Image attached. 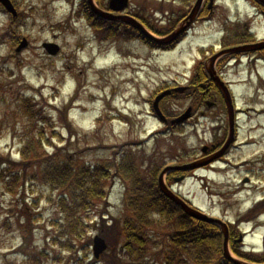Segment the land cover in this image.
<instances>
[{
	"label": "rangeland",
	"instance_id": "obj_1",
	"mask_svg": "<svg viewBox=\"0 0 264 264\" xmlns=\"http://www.w3.org/2000/svg\"><path fill=\"white\" fill-rule=\"evenodd\" d=\"M17 2L19 10L26 15L24 26L20 28L21 35L29 38L31 43L14 56L8 39L0 40V154L9 155L14 160L20 159L17 149L31 125L21 109V101L24 95H27L33 96L46 108L47 113L54 117L57 131L63 139V143L58 146L66 143V151L76 153L82 150L81 160L93 164L103 163L111 158L112 151L123 143L126 144V150H132L138 157L147 158L143 159L146 161L143 167L145 170L155 166L158 168L178 164L198 156L199 148L205 143L204 138L208 137L201 131L202 128L196 131L186 126L182 134L165 136L159 132L163 136L158 134L153 138L151 136L159 131L161 126L150 115L146 100L157 87L187 84V70L197 62L204 65L210 54L219 49L218 40L222 35L221 18L227 16L226 8L234 9L240 0H217L214 18L207 24H197L172 52L156 54L133 43L130 50L138 59L124 56L121 51L127 48V45L123 46L120 42H98L89 26L82 19L72 15L79 0ZM141 2L142 0H130L129 8L133 9ZM144 2L156 7L158 0ZM239 8L243 9L241 5ZM244 9L249 11L248 7ZM178 11L183 12L184 6L180 1L173 2L169 14L176 16ZM152 12L153 18H160L161 13L155 9ZM7 24V16L0 14V31ZM155 26L165 25L155 22ZM257 31L260 37H264V26L259 25ZM233 38L234 35L231 39ZM45 41L57 43L60 47L59 54L48 56L41 46ZM198 44L205 48L200 54L196 52ZM212 45L215 47L213 51L208 47ZM130 50L125 51L131 52ZM223 58L225 57L218 59L217 65ZM235 62L230 60L224 64L221 72H224L225 78L231 83L237 107L244 110L239 115V140L249 139L254 143L240 148L241 157L257 158L246 166L250 171L239 168V171L248 172L252 183L246 187L250 190L241 187L240 192L233 196L232 204H229L227 199L231 192H212L210 196L203 192L199 179L186 178L174 184L164 178L165 183L180 196L190 198L195 205L230 221L247 220L251 215H246L249 212L246 208L264 195V66L259 64L255 68L254 59L249 61L246 57H240ZM8 70L13 76L8 75ZM164 80L168 81V84ZM173 82L175 84H171ZM65 105L70 108L64 110L73 126L72 135H69L64 125L61 127L57 119L58 112L54 110ZM162 106L164 109L169 108L173 113L182 112L188 106L187 98L166 100L162 102ZM109 109L111 116L115 118L114 121L99 125L98 116H103ZM122 116L129 119L124 120ZM130 141L137 143L129 146L127 142ZM52 142L56 143L57 140L53 139ZM46 150L52 151V148L47 147ZM191 150H196L195 157L189 155ZM254 151L258 153L252 156ZM233 159L240 160L235 156ZM214 178L216 182L229 179L227 175L222 174H216ZM241 178L240 175L238 178L233 175V183H242ZM23 187L17 194L11 195L2 189L0 183V264H30L24 253L27 251H43L48 255V258L40 256L39 264H74L71 263L72 258L78 257L85 263L91 262V246H87V251L69 253L55 243L59 225L54 222L60 218L53 201L56 195L50 197L48 188L36 182ZM124 187L123 182L117 178L111 180L108 184L107 206L105 208L104 202L97 203L95 212L108 211L112 219L122 217ZM212 187L220 186L213 184ZM261 210L263 213L260 218L255 217L241 225L247 226L246 230L255 223L260 226L256 234L247 238L249 242H259L264 233V206ZM93 225L92 223L91 230L87 233L89 237L98 233ZM176 226L169 232L175 230ZM190 226L192 224L189 223L187 228ZM22 228L29 234L30 242L25 246L21 236ZM195 229L198 231L199 225H195ZM160 237L163 240L162 236ZM82 241L85 242L86 238ZM75 242L80 249L81 242ZM246 244L250 246L249 243ZM205 260L204 257L201 258V261ZM145 261L151 263L153 259L146 257Z\"/></svg>",
	"mask_w": 264,
	"mask_h": 264
},
{
	"label": "trees",
	"instance_id": "obj_2",
	"mask_svg": "<svg viewBox=\"0 0 264 264\" xmlns=\"http://www.w3.org/2000/svg\"><path fill=\"white\" fill-rule=\"evenodd\" d=\"M98 3H101L98 0ZM0 10H2L0 8ZM88 12L86 2L83 0L78 13ZM93 21V28L101 40H125L122 33L123 24L116 22ZM201 76V73H200ZM202 78L194 83L200 86ZM195 87L200 95L198 87ZM48 130L32 132L27 136L24 147L21 149L23 161L16 162L0 155V181L10 194H17L19 184L24 186L27 181L36 179L50 189L56 209L60 213L58 235L54 239L63 250L69 253L86 251L90 239L83 242L88 232L89 224L95 219V207L107 195L109 182L116 176L126 185L123 219H111V224L106 225L101 218L98 229L100 235L108 244V251L101 257L103 264H124L136 262L157 245L158 231L171 229L176 224L179 229L166 234L167 239L162 241V253H165L164 264H188L187 255L197 251L200 253L201 238L195 229L187 230L186 215L177 217L178 208L159 192L156 184L157 168H149L146 173L139 167L143 164V157L138 158L132 151L125 150L118 154L113 152L112 161L91 164L81 160V151H66V146H53V151L48 153L43 149L44 137L49 142V136L56 137L50 117H44ZM61 120L69 135L74 134L65 115L61 113ZM117 155V157H116ZM7 179V180H6ZM9 179V180H8ZM15 189V191H13ZM101 217V214H100ZM60 223V224H59ZM22 237L29 243L28 233L22 228ZM165 235V236H166ZM75 241L81 242L80 250ZM40 256L48 258L45 252L28 253L30 261L37 263ZM139 259H132L137 258ZM127 258V259H123ZM74 264L84 263L81 258H72ZM196 264H209L207 261L193 260ZM190 264V263H189Z\"/></svg>",
	"mask_w": 264,
	"mask_h": 264
},
{
	"label": "water",
	"instance_id": "obj_3",
	"mask_svg": "<svg viewBox=\"0 0 264 264\" xmlns=\"http://www.w3.org/2000/svg\"><path fill=\"white\" fill-rule=\"evenodd\" d=\"M199 1H197V3L195 4L193 10L191 11V13L189 14V19H192L198 9V5H199ZM259 2L264 4V0H258ZM0 2L5 6V8L10 11L12 14H15V10L12 6V4L10 3L9 0H0ZM90 7L92 9V11L96 14H98L99 16H101L102 18L105 19H121L123 21H127L129 22L131 25H133L135 28L141 30L143 32V34L158 42V43H168L170 41H172L173 39H175L185 28V26L181 27L179 30L173 32L172 34L168 35L166 38L164 39H157L154 38L152 36H150L144 29L143 27L135 22L133 19H130L128 17L125 16H116L113 17L111 14L109 13H105L102 12L101 10L97 9L91 2V0H88ZM127 4V0H110L109 1V7L112 10L115 11H120L122 10ZM25 40L22 41V43L20 44V46L18 47V49L22 46H25ZM44 46L47 48V50L52 53L55 54L58 50L57 46L54 44H44ZM264 48V42L263 43H256V44H249V45H243V46H237V47H233L227 50L222 51L221 53H237V52H242V51H249V50H257V49H262ZM215 56L211 58V66L208 68V72L210 74V76L214 79V81L217 83V85L219 86V88L222 90L225 100L227 102V106L229 111L231 112L232 110V106L230 104L231 100H230V96H229V92L227 90V88L224 86L223 82H221L219 80V78L217 76H215V72L212 69V62L214 60ZM181 91V89L179 90ZM168 93V91H165L163 93H161L159 96L156 97V100L154 102V107L156 109V113L159 114V111L157 109V102L159 101L160 98H162L164 95H166ZM189 112H190V108L186 110V112L184 114H182L179 118L173 120L174 123H180L182 121H184L188 116H189ZM160 115V114H159ZM231 140V137L229 138L228 141ZM200 163H191V164H185L182 166H174V167H166L160 174L159 176V187L161 189V191L169 198L171 199L174 203H176L177 205H179L183 211L185 213H187L188 215L197 218L199 220H204V221H210L209 219H207L205 216H203L202 214H200L199 212L191 209L190 207L187 206V204H185L183 201H181L176 195H174L171 191H169L166 186L162 183V175L164 172L169 171V170H187V169H193L197 166H199ZM105 248V244L103 242L102 239H100L99 237H95L94 238V245H93V250H94V254L95 256H98V254ZM235 264H240L238 262H235Z\"/></svg>",
	"mask_w": 264,
	"mask_h": 264
},
{
	"label": "flooded vegetation",
	"instance_id": "obj_4",
	"mask_svg": "<svg viewBox=\"0 0 264 264\" xmlns=\"http://www.w3.org/2000/svg\"><path fill=\"white\" fill-rule=\"evenodd\" d=\"M205 90H208V86H204ZM205 101V99H203ZM207 100V99H206ZM221 111L220 108H218V104L214 101V106L209 110H201L200 116L205 120V122H207L209 124L210 127H213L216 130H220L221 129V125L223 124V122H221V119H219V110ZM218 111V112H217ZM222 115V114H221ZM223 121V120H222ZM208 126V127H209ZM225 125H223L224 128ZM223 143V140H211L209 141L204 148H202V158L207 159L209 156H211ZM233 148H228L225 153H224V158H226L227 156H229L231 154ZM222 158V157H221ZM212 168H214L213 166H211ZM205 180V192H223L222 190H211V188L208 187L209 183ZM229 192V191H227ZM233 192V191H231ZM238 226H235L234 222H230L227 224V236L229 238V243L231 245L236 244V242L240 241V235L239 234V230L237 228ZM238 230V231H237ZM238 232V233H237Z\"/></svg>",
	"mask_w": 264,
	"mask_h": 264
}]
</instances>
